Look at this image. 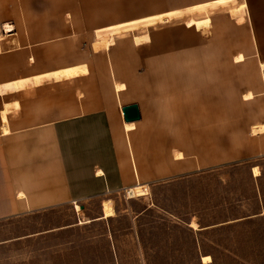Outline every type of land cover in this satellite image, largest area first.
<instances>
[{"label":"crops","instance_id":"crops-1","mask_svg":"<svg viewBox=\"0 0 264 264\" xmlns=\"http://www.w3.org/2000/svg\"><path fill=\"white\" fill-rule=\"evenodd\" d=\"M219 1L0 0V88L9 83L14 87L0 95V218L83 203L140 187V180L188 173L180 165L185 161L182 153L176 154L183 155L180 160L167 159V154L166 168L147 167L148 153L139 148L142 133L150 128L147 111L151 105H161L163 92L136 91L137 67L142 50L151 44V34L167 33L159 26L165 23L130 33V42L124 36L110 46L92 44L91 51L83 49L82 37L73 40L67 36L95 35L111 26ZM235 1V6L172 22L185 20V29H195L202 36L199 63L206 85L219 87V112L224 81L241 87L236 101L255 115L249 129H241L248 132L249 136L242 133V137L250 142L242 150L245 154L240 152L241 159L230 161L237 164L264 157V132L252 133L253 128L264 126V98H257L264 95V0ZM190 18L193 24L188 26ZM7 23L13 31L9 40L3 37ZM158 50L160 54L163 51ZM210 51H217L214 58L208 57ZM222 51L231 53L223 59ZM237 57L242 60L236 61ZM169 64L176 66L177 61ZM73 68H84V74L45 80L30 88L16 86ZM167 93L174 100L180 95L177 90ZM145 95L154 103L146 102ZM7 105L4 122L2 112ZM131 105L138 106L141 118L127 131L122 109ZM173 114L177 118L183 113ZM176 118L173 125H177ZM196 169L202 171L200 166Z\"/></svg>","mask_w":264,"mask_h":264},{"label":"rangeland","instance_id":"rangeland-1","mask_svg":"<svg viewBox=\"0 0 264 264\" xmlns=\"http://www.w3.org/2000/svg\"><path fill=\"white\" fill-rule=\"evenodd\" d=\"M184 22L161 24L167 33L151 34L140 54L136 91L163 92L161 105L148 109L151 129L140 138L147 167L166 168L167 154L182 153L180 165L189 172L140 180L134 198L125 191L0 218V264H205L204 256L209 264H264V157L230 162L249 146L241 129H249L255 115L236 101L241 87L224 81L219 112V87L206 85L199 63L203 38ZM78 37L86 50L101 44L94 34L67 39ZM125 38L133 41L132 34ZM230 53L222 51L223 59ZM170 60L177 65L168 67ZM176 90L180 95L170 99L167 92ZM174 111L183 114L176 118ZM107 201L115 216L104 219Z\"/></svg>","mask_w":264,"mask_h":264},{"label":"bare ground","instance_id":"bare-ground-1","mask_svg":"<svg viewBox=\"0 0 264 264\" xmlns=\"http://www.w3.org/2000/svg\"><path fill=\"white\" fill-rule=\"evenodd\" d=\"M235 0H222L219 1L217 3H213V4H209V5H205V6H200L194 9H188V10H184L182 12H170V13H166V14H162V15H157V16H153V17H148L146 19H142V20H135V21H131V22H127V23H123V24H119V25H115V26H111L105 29H101V30H97L95 32V41L101 44H105L107 46L113 45L115 42L116 38H120V37H124L127 34H130L132 32H137V31H143L146 28H153L156 25L160 24V23H167V22H172L173 20L176 19H182V18H186L187 15H196L198 14L200 17L204 16L206 14H209L211 12H213L216 9H220V8H229L231 6H235ZM186 24L188 26L193 24V20L192 18H190L188 21H186ZM7 27V33H11L12 31V26L8 25L5 26ZM5 29V30H6ZM0 31H1V27H0ZM32 60V59H31ZM242 60V57H237L236 61ZM85 69L84 68H73V69H67V70H62L50 75H44V76H40V77H35L33 80H28V81H21L19 83L16 84L17 88L22 89V88H26V87H31L32 85H40L43 81L45 80H50V79H54V80H61V79H65V78H70V77H75L78 76L80 74H84ZM29 87V88H30ZM13 86L12 84H6L4 86V89L2 90L0 88V95L3 93H9L11 91H13ZM124 88V86H118L119 90H122ZM251 97V95H247L245 96L246 99H249ZM17 107V106H16ZM9 108L10 105H7L6 108L3 110L2 112V118L3 121L6 122V115L9 112ZM134 122H130L128 124H125V129L127 131L134 129ZM5 131V130H4ZM264 132V126H261L259 128H253L252 133L253 134H258V133H263ZM179 160L182 159V155H177L176 156ZM253 172L254 175H259V171L258 168L255 167L253 168ZM140 188H130L128 189L127 195L129 198H134L137 194L136 190ZM77 209H79V206L77 205ZM102 210H103V218L107 219V218H111L115 216V212L114 209L112 207V204L107 201L104 202L102 204ZM203 258V263L205 264H209L211 263L212 259L209 256H204Z\"/></svg>","mask_w":264,"mask_h":264},{"label":"water","instance_id":"water-1","mask_svg":"<svg viewBox=\"0 0 264 264\" xmlns=\"http://www.w3.org/2000/svg\"><path fill=\"white\" fill-rule=\"evenodd\" d=\"M124 114V120L127 123L137 122L140 120V111L137 105H131L122 109Z\"/></svg>","mask_w":264,"mask_h":264},{"label":"trees","instance_id":"trees-1","mask_svg":"<svg viewBox=\"0 0 264 264\" xmlns=\"http://www.w3.org/2000/svg\"><path fill=\"white\" fill-rule=\"evenodd\" d=\"M210 257V256H209Z\"/></svg>","mask_w":264,"mask_h":264}]
</instances>
